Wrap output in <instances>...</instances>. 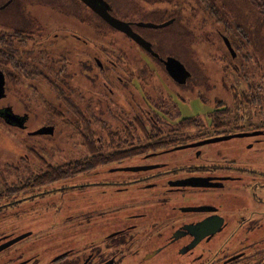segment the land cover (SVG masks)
<instances>
[{
  "label": "flooded vegetation",
  "instance_id": "obj_1",
  "mask_svg": "<svg viewBox=\"0 0 264 264\" xmlns=\"http://www.w3.org/2000/svg\"><path fill=\"white\" fill-rule=\"evenodd\" d=\"M101 1L113 16L127 22L132 31L149 42L154 52L116 29L115 33L122 35L113 38L126 41L128 57L135 53L143 58V54L161 63L167 57L178 58L175 50L169 51L164 43L185 41L187 57H191L196 44L205 43L208 56L217 55L221 60V76H214L213 61L207 77L198 67L189 70L188 77L182 73L171 77L168 73L171 78L167 76L168 83L156 90L159 94H152V89L149 93L144 88L151 85L135 86L133 67L129 74L123 68L117 74L114 53L103 56L100 45L93 47L94 53L88 52L95 37L91 32L97 23L93 22L104 20L82 1L0 0V74L4 81L0 99L5 100L12 76L26 79L21 74L39 73L50 74L47 81L58 80L61 73L56 78L53 75V52L65 58L74 40L83 56L78 73L84 81L96 82L94 88L83 83L78 91L83 118L93 114L102 120L104 115L117 119L113 111L116 106L121 115L133 109L141 113L142 118L135 116L136 121L148 122L151 128L141 131L143 141L119 147L123 157L111 162L117 164L112 167L117 170L113 178L92 182H0V246L20 237L0 248V264H264L261 0H218V5L215 0H206L207 9L220 5L223 27L217 29L218 22L211 14L205 36L182 35L183 30L189 31L183 28L186 20L181 19L182 12L203 9L199 0ZM220 15L216 19L220 20ZM147 21L165 22L162 27L173 31L156 35L151 32L154 28L138 24ZM96 37L100 43L101 35ZM178 47L176 50L181 45ZM59 69L63 71L62 79H68V68ZM99 74L103 79L95 81ZM127 74L129 77L124 78ZM33 77L29 79L31 87L37 89L43 83ZM48 86L53 87L50 82ZM62 86L64 98H56L63 102L64 112L59 110L61 105L48 99L45 106L53 105L63 115L51 116L36 128H29V112L14 110L9 100L0 105V122L19 132L17 140L23 151L27 146L33 153L47 154L49 164L56 165L68 159L54 161L53 153L41 147L53 135L57 122L69 121L65 113L70 110L74 94ZM139 88L145 101L134 107L133 98L139 95ZM161 93L170 97L168 108L165 101L156 98ZM172 95L195 96L208 110L205 114L181 115ZM6 109L23 121L18 124L6 119ZM119 119L129 126L128 119ZM46 128L52 131L36 132ZM93 135L100 138L101 133ZM212 137L222 139L191 145ZM158 142L167 144L156 146ZM85 155L84 151L81 157ZM106 165L109 163L79 174L95 173ZM11 208L14 211L9 216L16 224L6 226V212ZM48 212L52 213L51 221L42 220Z\"/></svg>",
  "mask_w": 264,
  "mask_h": 264
},
{
  "label": "rangeland",
  "instance_id": "obj_2",
  "mask_svg": "<svg viewBox=\"0 0 264 264\" xmlns=\"http://www.w3.org/2000/svg\"><path fill=\"white\" fill-rule=\"evenodd\" d=\"M117 13L119 14H122L124 13V11H117L115 10ZM196 11V10H195ZM192 13V11H191ZM182 14L184 16H188V13L186 11L182 12ZM199 18H201V20L206 24H207V20L202 16L200 15L198 12H196L193 20H192V23L189 27V31H183L182 32V35L183 36H186V35H198V32H196V29H197V21L199 20ZM96 22H93L94 24L97 23V25H94L95 26V30L91 32V35L92 36H95V37H92L91 39V47L89 48L88 52L89 53H94L95 52V49L93 48L94 46L96 45H100L101 47V50H102V53H103V56H104V53H108V49L106 47H103V46H107L108 45V42L110 41L109 37L110 35H119L118 33H112L111 31H109L105 26H103L102 22L100 23V21L98 20H95ZM202 23V22H200ZM203 25V23H202ZM171 30V33H172V28H169ZM166 28V30H169ZM165 30V29H164ZM96 32V33H95ZM106 32V33H104ZM151 32L155 33L153 30H151ZM162 32V31H160ZM63 33V32H62ZM159 33V32H158ZM170 33V34H171ZM162 34H167V33H163ZM97 35H101V42L99 43L98 39H97ZM105 35V36H104ZM182 38H185L183 37ZM121 40V42L123 44L126 45V41L122 40V38H119ZM184 42V43H182ZM166 44L165 47H171V42H167V43H164ZM183 44V46H182ZM103 45V46H102ZM181 45V48H180V51L181 53L183 52V50H186L187 47H186V42L185 41H181V44L180 43H177L176 44V48ZM69 47L71 48L68 52L72 51L71 53H68V56L67 55H64L65 58H63V55H57L59 57V59L63 58L64 60H60L58 66L61 67V66H66L68 68V76L70 74V81H67V80H64V85L67 86L68 88H71L72 91H73V94L76 98L80 97L82 98V96H80V93L78 94V91L83 88L84 84L87 83L88 86L94 88L95 87V84L96 82L94 83H90L89 81H84L82 76L78 73V68H79V60L80 58H82V53H81V49H80V45L78 43H76L74 40H72V43L69 44ZM179 48V47H178ZM134 51H138L136 49H133ZM196 50V51H195ZM208 49H206L205 47V44L204 43H198L196 44L195 46V49H193L192 51V55H191V58L193 57V59H195V62L192 63V61H188V60H185L190 66L192 67V65H195V66H201V67H204V70L202 72L201 69V72L205 73V76L207 77V72H209V70L212 69V65L210 64V62L213 64L215 61L216 64L214 65V73H215V77H220L221 75H219L221 73V68H222V63H221V60L219 59V57L217 55H215L216 57H212L210 58L208 56V54L206 53ZM188 51V50H187ZM113 53L115 54V52L113 51ZM57 54V52H53V56H55ZM116 55V54H115ZM103 56H101V59H103ZM141 56L143 58L144 61H146L148 64L151 65L152 69L154 70L153 71V77H152V80L150 82L148 88L145 87V89H148L147 91L150 93V90L149 89H152V91H154L152 94H159L158 91L156 92V90H160V88H162L161 85H166L168 83V80H167V77L163 74V72L160 70L159 66L154 63L152 61L151 58H148V57H145L143 54H141ZM69 58L71 60V66H69ZM139 58V57H137ZM184 58H186V56H184ZM202 65H201V63ZM132 67V65H128L127 68H130ZM122 67H119V66H116V71H117V74H121V69ZM200 68V67H199ZM210 68V69H209ZM124 75V74H123ZM48 76H50V74H48ZM95 76V75H93ZM134 76V75H133ZM56 78V76H54ZM60 77V76H59ZM124 78L126 77H129L128 74L126 76H123ZM135 77V76H134ZM15 80L17 81V87H13L12 85H9L6 87V93H5V100H9L12 104H13V108L14 110H25L27 112H29V117H30V121H29V128L32 129V128H36L39 126V124H43V122H48L49 120H51V116H50V111H52L51 109L53 110H56L54 109L53 105H52V108L50 109L49 107H46V102L45 100L48 99L50 100L51 102H53L55 105H61L59 107V110L62 111L63 107H64V104L62 101H59L57 98H59L58 96V93L56 90L53 89V87L51 88L50 86H48V81H47V78H45L44 80H40L39 78H35L33 77L32 79H38L39 81H42L41 83H43L41 86H38L37 89H34L32 86V83L30 80H26L24 78H19L18 76H15L14 77ZM99 78L103 79L101 77V75L99 74L97 79L95 81H98ZM62 79V76L60 77V81ZM18 80L20 82H18ZM56 81V79H54ZM59 80V78H58ZM57 80V82H59ZM216 82H221V80H216ZM84 83V84H83ZM135 86H137L138 84V81L135 80L134 82ZM62 86V85H61ZM12 87V88H11ZM63 88V86H62ZM166 88V86H165ZM64 90V89H63ZM139 91V95H135L134 96V101H135V104H134V107L136 106H142L144 104V101L145 100H142V92L140 91V88L138 89ZM168 92L166 91V94ZM152 100L154 98V96L150 95ZM57 97V98H56ZM185 98H179V97H176L174 95L171 96V100L172 102H174V106H175V109L178 110L180 112L181 115H191V114H196L197 112L201 113V114H205V112L208 110V108L202 104V102L199 101V99L195 98V96H192V95H185L184 96ZM117 98L120 99V95H117ZM157 100L159 99L160 101H165V105H167V108L169 107V98L161 93L160 96H156ZM3 99H0V105L5 101ZM155 100V99H154ZM153 100V101H154ZM160 101H158L160 103ZM59 102V104H58ZM138 104V105H137ZM146 105V104H145ZM120 107H113V111L114 112H117L118 116H117V119H111L109 116H106L104 115V117H101L103 118L106 122H107V125H108V128L110 131H112L114 134H115V130L118 131L117 133V136L114 137L115 139V142L114 144H116L117 146L121 145L120 142H123V140L125 141L124 143H126L127 145H129L130 143H132V141L134 140L135 137L137 138H140L142 141H143V137H142V132L140 129H137L136 127H134V124H133V127H131V133L132 135L129 137L128 140H125L123 137H127L126 136V132H128L130 129L127 128L128 127V124H125L124 122L120 121L119 118L121 119H128V122L132 123L135 116H139V118H142L141 117V113H136L135 110L133 109L132 112H129V113H125L123 115L119 114V111H120ZM64 112V111H62ZM67 114L70 118H73L75 116L74 113H70V110L67 111ZM55 115H53L54 117ZM119 117V118H118ZM127 123V122H126ZM142 124L144 126L147 127L148 130H150V123H146V122H142ZM69 124L66 123V122H57L56 123V128H55V131L53 133L52 136H48L47 139L44 141V144L43 146L41 147L43 149L44 152H49V153H53V158H54V161H62V160H71L73 158H77V157H81V155L84 154V151L81 149V142H80V138H78L76 135H72L71 132L69 131ZM126 128V129H124ZM99 130V129H97ZM25 133V132H24ZM23 135V134H21ZM19 136V132H14L13 130L7 128V126H5L2 122H0V171L1 170H5L4 167H3V164L4 162H9L11 164L15 163V161H17L18 159V156L20 153L23 152V147L18 143V140H17V137ZM108 137L107 135V131L103 130L101 132V139L105 140L106 141V144H104L102 142V149L103 150H108L109 149V143H108V140L106 139ZM129 142V143H127ZM135 143V140L134 142ZM113 144V145H114ZM39 148V147H38ZM46 157H47V154H45ZM54 161H52L54 163ZM117 164H114L113 163H109V165H106L102 168H99L97 172L95 173H87L86 175H83V174H75L74 176H71V177H68L64 180H61V182H92V181H96V180H100L104 177H107V178H112L115 177L114 174H116V171L117 170H113L112 167L116 166ZM111 168H108L110 167ZM9 209H7V212H6V219H5V224L6 226H14L16 223H15V219L10 217L9 215L12 214V212L14 211L13 208H11L12 211H8ZM52 213H47V214H44L43 216V219H48L51 221V219H49L50 215ZM2 221V219H0ZM49 221V222H50ZM46 223V221H44ZM29 225H32V224H29ZM40 224H37L38 227L40 226H43V225H40ZM28 226V225H26Z\"/></svg>",
  "mask_w": 264,
  "mask_h": 264
},
{
  "label": "trees",
  "instance_id": "obj_3",
  "mask_svg": "<svg viewBox=\"0 0 264 264\" xmlns=\"http://www.w3.org/2000/svg\"><path fill=\"white\" fill-rule=\"evenodd\" d=\"M202 3V7L203 9L200 10H192V13L189 12V17L188 16H183L181 19H185L186 21L183 23V28H186L189 30V27L192 23V20L196 14V12H198L200 15H202L208 22L209 17L211 16V14H213L214 18H215V22H218V24L216 25L217 29L221 30L222 29V15H220V13H222V9L219 6L214 7L213 10L207 9L205 7L206 5V0H199ZM216 4H219L218 0H215ZM261 6H262V11H261V21H262V29H263V34L264 35V0H261ZM217 14L220 15V17H218L220 20L216 19ZM207 15V17H206ZM221 21V22H220ZM101 22L103 23V26H105L109 31H111L112 33L116 32L117 30L115 28H113L112 26H110L108 23H105L101 20ZM202 22V23H200ZM197 23V29L196 32H198L199 36H205L206 34H208L207 32V26L208 23L206 24V22L204 23L201 18H199V20L196 22ZM167 29H169V27H166ZM166 28H154L151 29L155 32L156 35L159 36H163V33H167L170 35L171 30H166ZM165 29V30H164ZM162 31V32H160ZM170 31V32H169ZM184 31V30H183ZM159 32V33H158ZM106 33V32H104ZM107 34V33H106ZM121 34V33H120ZM164 34V35H167ZM122 35V34H121ZM124 36V35H123ZM110 37L112 38L109 42L107 46H103L106 47L109 51L108 54L110 55V53L113 51L115 52V54H113L115 56V61H116V65L119 67H122L124 69V72L129 71L128 65H132V67L134 68L132 71V74L135 76V79L138 81L139 86H146L148 84H150L152 77H153V69L151 67L150 64H148L146 61H144L141 58H137L135 53L132 54V56H127V50L128 47L123 44L121 42V40L116 37L117 39L113 38V35H110ZM170 40V39H169ZM184 43V42H182ZM177 43H171V47H168V50L170 51L172 49L175 50V52L177 53V59L184 65L185 67V72L184 74L188 77L189 74V70H191L194 67H200L202 72L204 69H202L201 66H195L192 65V67L188 66L189 64L185 61H192L197 63L195 61V59H193V57H187L184 58V56L186 55V53L183 50V52L181 53L180 50H176V48L174 49V46H176ZM205 44V43H204ZM159 45V44H158ZM166 45V44H164ZM180 46V45H179ZM183 46V44H182ZM130 51V50H128ZM72 51L68 52L71 53ZM68 53L65 55L68 56ZM111 55V56H113ZM105 56V55H104ZM54 61H53V75L59 76L60 73V77L63 75V71L62 69L58 66L60 60H62L63 58L59 59V57L57 55L53 56ZM104 59V58H103ZM152 61L154 63H156L160 70L163 72V74L167 77L169 76L167 69L165 68L164 64L158 63L156 59L151 58ZM201 63V62H200ZM69 66H71V60L69 58ZM202 65V63H201ZM204 68V67H203ZM56 70H58V72H56ZM129 74V73H128ZM21 76L23 77H27L26 79H31L30 77L36 76V77H40L43 80L45 78H49L48 75L46 74H21ZM15 76H12V82L11 85L14 87L15 83L17 82L14 78ZM66 77L68 78L67 81H70V74L69 76L66 75ZM170 77V76H169ZM171 78V77H170ZM62 81H60L59 78V82H57V80H48L50 83H52V86L55 88V90L57 91V93L59 94V97L64 98V91L62 88V84H64V79H61ZM186 81V79L184 80ZM181 81V82H184ZM189 81V80H187ZM48 82V83H49ZM12 88V87H11ZM71 89V88H69ZM264 92V91H263ZM264 94V93H263ZM81 96V94H80ZM87 96V95H86ZM88 97V96H87ZM74 101L69 102V106H70V113H74L75 116L73 118H69V121L67 122L69 125V131L71 132V134L76 135L78 138H80V142H81V149L85 151V157H77V158H73V159H69L67 162H63L60 164H49V160L45 157L37 152H31V149L28 148L27 146L25 147L24 151L22 153L19 154L17 161H15V163L11 164V163H7L4 162L3 167L5 170H1L0 171V182H19V179H27V180H35L36 182H51L54 180H59L60 181L63 179H66L68 177L74 176L75 174H79V172L92 168L94 166L97 165H103V164H107V163H111L114 160H118L119 158L123 157V152L118 151L119 147L122 146H126L127 144L124 143L125 141L123 140V142H120L121 145L117 146L115 142L114 137L117 136L118 131L115 130V134L109 130L107 122L103 119H100L98 117H95L93 114H89L88 116H86L85 118H83V116L80 113V106L77 103L78 100L80 99V97L76 98L75 96H73ZM80 102V101H79ZM47 107V106H46ZM49 107V106H48ZM50 109L52 107H49ZM55 109V108H54ZM52 111H50V116L53 115H63L60 111H56L51 109ZM120 112V111H119ZM125 114V113H124ZM261 114L264 115V103L261 106ZM64 123V122H63ZM125 124H127L126 122H124ZM185 123H189V119H186ZM136 127L137 129H140L141 131H145L148 130L146 126H144L142 124V122L136 121V118L133 120V122L129 124V126L127 128H129L130 130L128 132H126V136L127 137H123L125 140H128L129 137L132 135L131 133V127ZM133 127V128H134ZM99 129V130H97ZM126 129V128H124ZM151 129V128H150ZM103 130L107 131V135L108 137L106 138L108 140L109 143V149L108 150H103L102 149V142L104 144H106V141L100 138L95 137V135H93V132H102ZM135 140V143H133ZM134 140L132 141V143H130L129 145L133 144L136 145V143L142 141L140 138L135 137ZM129 143V142H127ZM166 143V142H165ZM165 143H160L158 142L156 146H161L164 145ZM114 144V145H113ZM146 144V143H145ZM167 144V143H166ZM128 145V146H129ZM26 154V155H25ZM29 220V219H27Z\"/></svg>",
  "mask_w": 264,
  "mask_h": 264
},
{
  "label": "water",
  "instance_id": "obj_4",
  "mask_svg": "<svg viewBox=\"0 0 264 264\" xmlns=\"http://www.w3.org/2000/svg\"><path fill=\"white\" fill-rule=\"evenodd\" d=\"M82 1L85 5H87L90 9H92L94 12H96L106 23H108L110 26H112L113 28L123 32L124 34L128 35L129 37H131L135 42H137L139 45H141V47H143L145 50L152 52V49L150 47L149 42H147L143 37H141L139 34H137L136 32L132 31V29L130 28L129 24L121 19H118L117 17L113 16L109 10L107 5L101 1V0H80ZM139 25H143L145 27H151V28H156V27H162L165 25L164 23H152V22H140L138 23ZM161 62H163L165 68L167 69L168 73L170 74L171 77H174L177 73H182L184 74L185 72V67L184 65L176 58L174 57H167L165 60H161ZM3 76L2 74H0V97L3 95ZM4 116L6 119H11L14 122L20 124L23 119L18 116L15 113H12L9 111V109H6L4 112ZM51 132L52 128H46V129H38L36 132ZM222 139V137H212V138H206L203 140H199L197 142L192 143L191 145H200V144H204V143H208L211 141H216ZM133 169H138L137 167H133ZM20 237H15L7 242H5L4 244H2L0 246V248L5 247L11 243H13L14 241L18 240Z\"/></svg>",
  "mask_w": 264,
  "mask_h": 264
}]
</instances>
